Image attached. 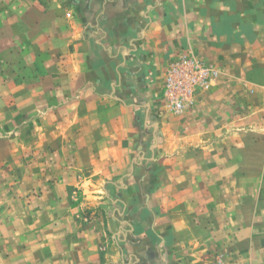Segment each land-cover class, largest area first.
I'll use <instances>...</instances> for the list:
<instances>
[{"label": "crops", "instance_id": "1", "mask_svg": "<svg viewBox=\"0 0 264 264\" xmlns=\"http://www.w3.org/2000/svg\"><path fill=\"white\" fill-rule=\"evenodd\" d=\"M179 51L220 79L174 116ZM263 130L264 0H0V264L254 261Z\"/></svg>", "mask_w": 264, "mask_h": 264}, {"label": "rangeland", "instance_id": "2", "mask_svg": "<svg viewBox=\"0 0 264 264\" xmlns=\"http://www.w3.org/2000/svg\"><path fill=\"white\" fill-rule=\"evenodd\" d=\"M218 73V72H217ZM220 77H219V74H218V78H217V81H219ZM215 82L212 87H210L209 89H206V90H203V91H208L210 90L211 88L215 87L217 85L218 82ZM200 92V91H199ZM198 92V93H199ZM197 93V94H198ZM197 94L195 95V97L197 96ZM195 104V100H194V103L193 105H191L190 107L186 108L182 113L186 112L187 110H190ZM233 112L232 114L229 113V118L231 119H235L236 117L235 116H238L240 113L238 111H231ZM160 113H168V114H172L174 116H179L181 115L182 113L180 114H174L172 112H169L168 110H166L163 106V109L160 111ZM160 113H157V117L159 119L160 117ZM242 113V112H241ZM237 119V118H236ZM235 119V120H236ZM153 131V134L155 136V141L157 140V136H156V128L154 127V129L152 130ZM29 133V132H28ZM20 134V132H19ZM9 137L7 138L8 140H12L13 139V134H4L2 132H0V144H6V142H8L10 144V142L8 140H5V137ZM262 144L264 145V130H263V133H262ZM32 138V135H29V134H22L21 135V142L24 143L23 145L27 146L28 143L30 142V139ZM156 143V142H155ZM155 143L153 142L152 146H151V150H153V148H155ZM1 146V145H0ZM149 146V145H148ZM148 146L146 148H143L145 150V153H144V150L141 151L139 153V161L142 163L143 167H146V172L151 175L150 176V181H148V185H149V188L148 189H153V187H155V178H154V169H153V166H151L152 164V158H153V154L148 150ZM4 148V146H1ZM145 147V146H144ZM1 149V148H0ZM4 152V155H5V159H4V171L6 174H9V172H14V174H19L21 173V169H17L11 165H13L12 163H9V160H12V157L13 156H21V158H17L16 160L20 163H22V159L26 156H29V152L30 151H25V152H21V151H18L17 147H16V151H15V154L14 155H10L8 156V145L7 147H5L4 150H2ZM261 160L262 161V167H263V172H262V179L260 181V187H258V189H256L253 193H250V195L248 197H244L243 198V204H238L239 206H241L245 212V214L250 210L251 208V212L252 210H256L258 208V210L261 212L263 211L262 213V224L260 225V228L257 230V232L254 234V237L256 238V244H255V249L252 251V253L254 252L255 254V257H254V261L251 260V261H246L244 264H264V149H262V157H261ZM16 166V165H15ZM3 169V168H2ZM148 179V180H149ZM76 200L77 201H82V198L79 197V196H76ZM1 199H0V221L2 219L1 217V212L3 211V207H2V203H1ZM229 204L230 205H236V202L233 201V199H230L229 198ZM86 217L90 218L91 216H98L100 215V212H99V209L96 208V207H90L88 209H86L85 211V214ZM259 227V225L257 226V228ZM229 249L231 250V247L229 246ZM247 250L248 249H245V254H247ZM220 252L216 251L215 253L212 254V261L215 262V263H218L220 264L221 260H222V256L219 255ZM249 259V258H248ZM232 262H230L231 264ZM213 264V263H212Z\"/></svg>", "mask_w": 264, "mask_h": 264}, {"label": "built area", "instance_id": "3", "mask_svg": "<svg viewBox=\"0 0 264 264\" xmlns=\"http://www.w3.org/2000/svg\"><path fill=\"white\" fill-rule=\"evenodd\" d=\"M218 73L191 53L179 51L166 70L162 102L169 112L182 113L194 103L195 95L212 87Z\"/></svg>", "mask_w": 264, "mask_h": 264}]
</instances>
